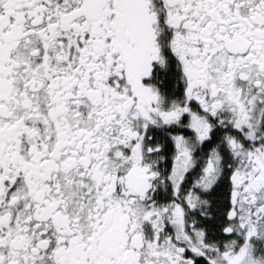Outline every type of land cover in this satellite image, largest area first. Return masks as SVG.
I'll list each match as a JSON object with an SVG mask.
<instances>
[{"label": "snow or ice", "instance_id": "6c2138e0", "mask_svg": "<svg viewBox=\"0 0 264 264\" xmlns=\"http://www.w3.org/2000/svg\"><path fill=\"white\" fill-rule=\"evenodd\" d=\"M0 264H264V0H0Z\"/></svg>", "mask_w": 264, "mask_h": 264}]
</instances>
